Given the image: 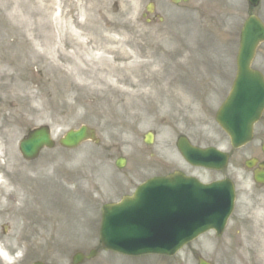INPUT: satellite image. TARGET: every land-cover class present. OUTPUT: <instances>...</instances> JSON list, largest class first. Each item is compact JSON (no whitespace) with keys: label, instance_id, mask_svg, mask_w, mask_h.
<instances>
[{"label":"rangeland","instance_id":"rangeland-1","mask_svg":"<svg viewBox=\"0 0 264 264\" xmlns=\"http://www.w3.org/2000/svg\"><path fill=\"white\" fill-rule=\"evenodd\" d=\"M244 10L243 0H189L173 11L158 0H0V248L18 256L0 264H70L74 252L97 247L104 203L160 173V164L182 168L179 135L230 151L221 172L188 171L202 181L232 180L236 203L223 237L207 233L167 260L195 264L198 251L216 264H264V186L243 166L259 136L233 151L214 120L233 72L229 31ZM109 49L131 58L115 59ZM113 65L120 69L109 71ZM42 124L55 140L87 124L100 142L55 146L27 162L18 141ZM119 156L128 159L122 171Z\"/></svg>","mask_w":264,"mask_h":264},{"label":"water","instance_id":"water-1","mask_svg":"<svg viewBox=\"0 0 264 264\" xmlns=\"http://www.w3.org/2000/svg\"><path fill=\"white\" fill-rule=\"evenodd\" d=\"M246 25L245 32L250 31V33L245 35L242 40V51L239 54V62L241 63L250 59L252 46L254 47L255 43L259 41L258 39H264L261 27L256 26V32H253L251 29L253 25L250 22H247ZM243 73L245 70L240 68L239 76ZM244 79L238 80L237 87L243 89ZM242 89H238L240 91L238 95L235 90L227 101L220 112L223 117L221 118L220 114L217 116V119L231 136L235 147L251 138V125L258 118L264 103L263 94L262 97H259L256 92L248 89L243 95L244 89ZM225 114H234V116L227 117ZM91 134V131L82 127L77 131L69 132L61 140V143L64 146L72 147ZM42 145H52L46 128L30 132L28 137L21 142V151L25 157L30 158ZM189 147L181 139L179 148L188 160L196 164L222 168L226 162L227 157L224 154L219 155L214 151L202 154L190 150ZM194 158H197V161H193ZM175 179L176 177H173L157 185H153V182L149 183L140 187L134 198L126 199L120 205L105 208L100 231L101 246L105 249L127 254L146 252L171 254L184 242L209 227H214L220 231L223 220L233 205L231 183L222 181L205 186L192 179L180 178L177 180V186L173 185L177 184L174 182ZM256 179L259 181L263 178L258 175ZM154 190L167 191L164 193V197L167 200L168 208L161 212L160 217H157L151 209L150 198L151 192ZM177 210L180 215L177 214ZM174 215L178 216L180 227L179 231L170 232L165 228V223H168ZM173 237L175 240L169 242L171 245H167L168 242H162Z\"/></svg>","mask_w":264,"mask_h":264},{"label":"bare ground","instance_id":"bare-ground-1","mask_svg":"<svg viewBox=\"0 0 264 264\" xmlns=\"http://www.w3.org/2000/svg\"><path fill=\"white\" fill-rule=\"evenodd\" d=\"M84 25V23L83 22H81V27ZM83 45H85V43L83 42ZM109 52H111V53H113L114 54V58L116 59V58H118L119 60H127V59H130L131 57H130V55H128V54H126V53H118L117 51H115L114 49H109ZM92 59H104V55L101 53V54H99L98 56H93V57H91ZM93 66L95 67V68H97L96 67V65L93 63ZM127 67V65H125L124 67H122V68H126ZM118 69H120L118 66H116V65H113V66H111L110 68H109V71H116V70H118ZM98 70V69H97ZM95 79H96V77H95ZM92 81H94L93 79H92ZM98 81L100 82V83H102V84H104L105 83V81H104V79L103 78H99L98 79ZM0 255L6 260V256H5V254L1 251V249H0Z\"/></svg>","mask_w":264,"mask_h":264},{"label":"flooded vegetation","instance_id":"flooded-vegetation-1","mask_svg":"<svg viewBox=\"0 0 264 264\" xmlns=\"http://www.w3.org/2000/svg\"><path fill=\"white\" fill-rule=\"evenodd\" d=\"M261 18H263L262 15H260ZM256 64L259 65L264 70V53L259 54ZM262 122H263V131H264V112L262 113Z\"/></svg>","mask_w":264,"mask_h":264}]
</instances>
